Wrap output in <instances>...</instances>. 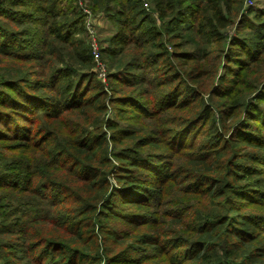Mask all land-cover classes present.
<instances>
[{
    "label": "trees",
    "instance_id": "16d2710c",
    "mask_svg": "<svg viewBox=\"0 0 264 264\" xmlns=\"http://www.w3.org/2000/svg\"><path fill=\"white\" fill-rule=\"evenodd\" d=\"M74 1L0 0V54L4 59H0V69L10 68L6 58L42 61L52 68L23 73L19 80L0 79L3 89L15 91L6 97L0 92V141L19 144L5 148L8 153L0 157V162H6L0 169V264H23L18 260L24 264H97L102 259L106 264L130 263L133 260L127 257L109 254L141 226L154 232L142 233L138 243L142 250L149 249L161 258L160 264H264V212L255 211H264V177L234 184L241 177L237 170L244 178L261 171L257 160L251 168L243 165L227 171L233 185L223 192L210 189L211 208L196 220L191 238L183 239L175 231L163 238L143 211L172 174L173 180L185 176L202 184L208 178L202 169L214 167L223 172L207 160L217 163L225 150L240 154L241 146H251L264 152V126L254 137L241 131L230 140L217 136L216 148L207 156L191 154L186 169L167 165L165 174L158 168L160 156L145 149L184 151L189 145L185 136L181 141L178 135L185 133L192 120L207 124L212 115L204 98L209 89L197 88L195 99L191 93H177L182 83L169 87L167 93L162 89L165 83L174 85L183 79L176 69L163 65L171 66L172 58L186 61L204 54L208 69H217L218 60L225 58L223 69L229 70L222 79L230 76L232 80L227 89L217 91V97H227L228 108L234 107L238 101L232 99V91L243 84V71L264 69V5L245 6V0H86L92 13L103 14L113 27L100 49L108 62L106 87L91 70L89 48L75 37L83 25ZM2 19L23 28L14 30ZM28 36L31 41L24 46ZM192 36L195 44L202 45L190 56L171 41ZM168 44L178 50L169 51ZM195 71L188 74L193 82L204 72ZM20 83L24 89L18 91ZM143 94L147 99L137 109L130 107L134 96ZM244 107L243 129L264 124V84ZM109 110L118 118L108 117ZM7 112L15 117L11 131ZM162 114L167 119L163 123L151 121ZM136 115L143 121L119 124V119ZM21 122L25 127H19ZM110 222L123 226L111 229ZM8 234L22 235L15 247L20 257L15 254L11 259L4 251ZM103 239L114 245L102 256L96 249Z\"/></svg>",
    "mask_w": 264,
    "mask_h": 264
},
{
    "label": "rangeland",
    "instance_id": "374dc122",
    "mask_svg": "<svg viewBox=\"0 0 264 264\" xmlns=\"http://www.w3.org/2000/svg\"><path fill=\"white\" fill-rule=\"evenodd\" d=\"M82 5L84 3H87L86 0H81ZM3 5L8 4L6 2L3 3ZM245 6H263L264 0H245L244 1ZM10 7V6H9ZM74 11L76 14L81 15V21H82V27L83 31L76 34V38H78L84 45H86L89 48V39L86 35V27L84 24L85 17L83 12L80 9L79 0H75L74 4ZM11 8V7H10ZM146 9H149V5L145 6ZM24 9V8H20ZM151 10V8H150ZM92 18V25L95 32V39L98 43L99 50L102 48V46L105 45L104 39L111 35L113 32L112 24L106 20V18L103 16V14L97 13L91 14ZM153 19H156V15H153ZM4 22L8 23V26L13 28L14 30L22 29L23 27H16V25L8 20L2 19ZM156 23L158 25V29L162 30V25H160V21L156 19ZM33 24H27L26 27H32ZM25 27V26H24ZM166 34L164 33V36ZM167 37V35H166ZM195 36L188 38H175L171 39L172 42L179 43L181 45V49H183L186 52H188V56L192 54L195 49V47L198 44H195V42L192 40ZM25 38H22L24 40ZM164 39V38H162ZM31 41V38L28 36L27 41L24 42V46L28 44V42ZM202 45V43H201ZM167 48L169 51L178 50L177 47L172 46L171 44H168ZM51 50H54L50 48ZM55 51V50H54ZM201 53V51H199ZM218 53V51H216ZM214 54V56L216 55ZM92 56V55H91ZM2 54H0V59L4 61L2 58ZM101 60L105 65V78L104 80L98 78V81L107 87L108 80H107V72H108V62L104 60L102 55L100 54ZM53 58V57H52ZM172 58V57H171ZM172 64L171 66L163 64L166 67L176 69V73H180V75L183 76L182 80H176L174 81L176 84L171 85V83H165L163 86V90H166V93L169 92V87H173L176 85V87L182 83L184 86L180 87L177 90V93H191L192 98L195 99L196 90L198 88V91L202 89L203 91L210 90V92L206 95H204V98L206 102H209L211 107V117L210 121L207 124L200 123L199 121L192 120V122H189L186 125V131L185 133H180L177 138H180L182 141V138L185 136V141L189 145L187 149L181 152H177L173 148L169 147H162L160 150H155L151 147H146V151L153 152L156 155L160 156V158L157 161L158 168L163 171V174L166 173L167 165L173 167V169L180 170L182 167H185V161L189 158L191 154H198V155H208V151L210 152L212 149L216 148V144L218 143V139L220 138V135L224 136V139L230 140V137L234 135V133H239L240 131L244 133L245 135L254 137L255 132L261 129V127L264 126V124L256 125L255 127L247 125V129H243L241 125L242 123L246 121L244 118V105L247 101L254 99V96L257 94V90L261 88V86L264 84V69H248L245 72L243 71V74L241 75V79L243 81V84L236 87L232 91L233 98L237 99L238 102L234 104V107L229 109L226 102L228 101L227 97H217V91L219 89L225 90L227 89V85L230 83L232 78L228 76V78L222 79L224 73L228 71L229 69H223V62L225 63V58H220L218 60V66L217 69H208L207 67V58L206 56L201 55L197 57L194 60H186V61H179L176 58H172ZM6 61H8L11 65L8 69H0V79H5L7 77H11L13 80L20 79L22 77V74L24 75L31 74L34 71H41V69H52L51 66H47V64H43L42 61H32V62H20L16 61L15 58H6ZM223 61V62H222ZM92 65L91 70L95 71L97 74V71L95 69V63L93 61V58L91 59ZM35 64V65H34ZM34 65V66H33ZM110 68V66H109ZM166 68V69H169ZM195 69H203V74L195 81H191L188 79V74L190 72H194ZM110 71V69H109ZM166 71V70H164ZM236 71H241V69H236ZM197 72V70L195 71ZM194 75V73H193ZM161 79V76H159ZM23 79H31L24 78ZM165 79V78H164ZM223 80V86L219 88L220 82ZM197 82V86H196ZM2 83H0V92H5V97L8 96V93L15 94V91L10 87L2 88ZM217 85V86H216ZM18 88V85L15 86ZM23 84H19L18 91L23 90ZM195 89V91H193ZM37 93H44L47 92V90H38ZM142 99H147V96L145 94L143 95H137L134 96L133 100L130 102L132 106L130 107H138L142 103ZM208 103V104H209ZM192 106H195L196 109H200L201 106H199L196 102H192ZM253 107H256L257 104H252ZM9 107L10 106H4ZM137 109V108H136ZM112 110H109L107 113V116L112 118H118ZM255 111V110H254ZM233 114L234 116L229 117V114ZM173 115V114H172ZM188 116H192V114H186ZM8 118L10 117L9 112H7ZM165 115H158L153 118L154 121L156 120L158 125L160 122H164L167 119L164 117ZM15 117H10V120L8 121L9 127L11 131L14 129L16 124L14 125ZM140 121H143L138 115L134 116L133 118H124L119 119L120 125H134L139 123ZM149 121L150 120H145ZM18 122V121H16ZM25 123L21 122L19 127H25ZM22 134H26L25 131L21 132ZM260 133V132H259ZM261 133H264V130L261 131ZM218 136V139H217ZM182 137V138H181ZM171 142H173V139H175V135L171 136L169 138ZM263 141L264 145V139H261ZM227 142V141H226ZM17 143V142H16ZM13 141L5 142L4 140L0 141V157L1 153H8L5 152V148H11L18 146L19 144H16ZM240 154H237L234 149L229 148L228 150L224 151L223 157L218 161L217 163L211 160H207L210 162L211 165H215V167H219L223 172H216V169L213 167L211 168V171L207 168L202 169L203 173H206L208 175L207 181L203 180L202 184L197 183L196 181H193L191 179H186L185 176L178 177V180H173L174 176L173 174L166 178L165 184L162 188V191L159 196H155L154 199H150V205L146 208H143V211L148 213L153 219V224H151V227H153L156 230H159L162 234H164L162 237L167 238L166 236L169 233H173L175 231L180 237L183 239L185 238H191L192 233L194 231L195 222L197 219H200L204 217L207 213L209 208H211L210 204V198L211 190L214 191H221L225 190L229 186L233 185V180L228 178L227 171H232L231 169H237L240 166H246V167H253V165L257 161H259L260 169L259 173H251L250 176L247 178H244L245 175H243V172L240 170H237V174L239 177L238 181H234V184H245V183H252L255 179V177L260 176L264 177V152L263 148L257 149L255 147L251 146H241L239 148ZM212 153V152H211ZM6 162H0V169H3ZM258 163V164H259ZM210 165H208L209 167ZM221 166L223 168H221ZM228 167V168H226ZM187 168H192L191 166H187ZM235 171V170H234ZM222 173V174H221ZM210 179V181H209ZM264 182V181H262ZM50 192V191H49ZM249 209H245V212H248ZM250 211H254V209H250ZM256 212H264L263 210L257 209ZM198 221V220H197ZM122 223L117 222H110L108 224V227L111 229H118L119 227H122ZM138 232H133L132 236L128 239H126L121 246L112 252L110 257L112 258H119V257H127L131 260L136 259V262H130V263H117V264H160L159 258L154 252L147 250H142L143 247L141 243H138L139 236L142 233L147 232H154V230H150L149 227L141 226L139 229L134 230ZM21 235V234H20ZM19 234H8L5 236L4 241H7V243H4V245H7V247H4V251L9 253V257L13 259V256L16 254L17 257H20V253L16 252V244L22 240V235L20 237ZM15 236V237H13ZM132 240H136V242H132ZM99 246L96 249L97 253L101 251V255L103 256L104 251H108L110 248L113 247L114 243L112 241H108L106 239H103L102 241H99ZM132 245V246H131ZM130 246V247H129ZM182 248V247H181ZM142 255H144L141 259H139ZM200 261H196V263L192 264H198ZM17 263H23V261L18 260ZM29 264V263H28ZM97 264H106L104 259H102L101 262Z\"/></svg>",
    "mask_w": 264,
    "mask_h": 264
},
{
    "label": "built area",
    "instance_id": "2783aa9c",
    "mask_svg": "<svg viewBox=\"0 0 264 264\" xmlns=\"http://www.w3.org/2000/svg\"><path fill=\"white\" fill-rule=\"evenodd\" d=\"M79 4L81 6L80 7L81 11L83 12L84 17L86 18L84 21V24L86 27V35L88 36V39H89V47H90L91 55L95 63V69L97 71L98 77L104 80L106 68H105L104 63L101 60L100 50L98 47V43L95 39V32L93 29L92 18H91L92 11L85 3L84 5H82L83 3L81 0H79Z\"/></svg>",
    "mask_w": 264,
    "mask_h": 264
}]
</instances>
